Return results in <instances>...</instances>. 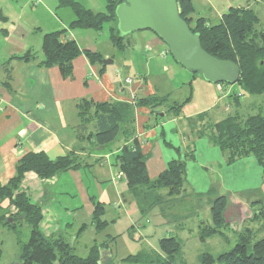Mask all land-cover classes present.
Here are the masks:
<instances>
[{
  "label": "crops",
  "instance_id": "crops-1",
  "mask_svg": "<svg viewBox=\"0 0 264 264\" xmlns=\"http://www.w3.org/2000/svg\"><path fill=\"white\" fill-rule=\"evenodd\" d=\"M190 1L195 10V18L218 23L231 8H254L263 0L254 3L249 0ZM60 8H66L60 7V0H0V185L5 186L10 182L16 175L19 161L30 153H44L51 160L76 153L85 158L88 166L50 180H42L34 173L26 175L23 188L32 202L41 206L43 211L55 201V207L59 209H79L91 205L93 212L91 198H96V195H93L91 188L94 185L99 188L100 203L106 206L114 199L111 204L115 209H124L126 238L123 244L126 241L134 246L145 244L144 249L138 247L135 253L141 250L159 251L161 239H156V235L158 228L166 224V219L171 221L169 230L163 229L165 234L184 233L188 235L187 242L194 241L191 235L202 242L199 239V226L207 221L199 217L200 204L203 203L204 195H212L216 190V183L208 179L209 167H216L220 172L224 170L223 178L229 182V189L235 186L240 175L242 178L248 174L245 178L250 179V173L233 170V163L228 162L226 154L209 137L198 136L196 125L190 121L204 112L185 116L181 112L176 116L160 109L159 114L164 116L156 118L147 108H135L136 139L147 157V170L152 180L165 171L169 162L182 160L190 152L194 154L193 158L186 161L185 190L181 195L164 199L161 205L143 217L142 206L137 199L141 191H136V197L114 165L116 150L121 148L122 142L115 143V152L109 154L94 148L93 139L90 138L94 123L84 128L81 126L79 105L83 100L95 103H133L137 98L151 95L169 96L168 93L156 94L153 86L148 83V77L160 67L168 73L175 67L168 60L167 47L150 32L140 38H132L134 45L129 49L132 53L122 55L123 64L114 66L115 55L104 54L92 45H82L83 40L92 38L96 31L70 30L69 26L76 16L67 8L71 12L64 10L63 17L58 13ZM44 16L48 23L42 21ZM61 30H67L62 37L63 42L74 40L81 49L100 53L103 60L113 59V65L105 66L103 61L93 64L82 55L73 61L71 77H65L60 67H42L45 61L44 36ZM26 54L34 59L30 62L15 59ZM144 59L145 69L137 68L136 62ZM162 61L165 64H161ZM126 79H130L131 83H127ZM205 121L218 123L211 122L208 114ZM252 158L255 159H239L236 165L241 163V166L247 168L259 166L256 159L254 161ZM257 179L263 181L262 176L258 175L255 181ZM162 195L166 196L167 191L164 190ZM191 198L197 201V205L190 207L191 211L187 208L185 212L181 206ZM177 210L180 211L175 212ZM106 216L111 222L110 226L117 227L120 220L108 219ZM229 228L231 230L232 226ZM111 238H115L110 243L111 249L103 250L105 262L114 259L112 245L122 239L120 236L108 235L102 240L110 242ZM193 244L196 245V242Z\"/></svg>",
  "mask_w": 264,
  "mask_h": 264
},
{
  "label": "trees",
  "instance_id": "trees-1",
  "mask_svg": "<svg viewBox=\"0 0 264 264\" xmlns=\"http://www.w3.org/2000/svg\"><path fill=\"white\" fill-rule=\"evenodd\" d=\"M122 2L123 0H106V13H95L85 8L78 0H60V7L70 8L76 16L69 26L70 30L90 29L100 32L105 25H110L111 41L117 51L122 53L127 45L125 37L119 35L115 14L117 6ZM179 8L181 17L189 24L192 32L200 35L205 51L220 60H230L239 65L240 80L236 84L242 91L251 95H263L264 26L257 12L250 7L231 8L218 23H208L205 18H195V10L190 0H179ZM66 32L67 30H61L44 36L45 61L41 64L42 67H60L65 77H71L73 61L82 55L93 64L102 63L103 56L100 53L83 50L74 40L63 42L62 37ZM167 53L170 54L169 51ZM15 59L30 62L34 57L26 54ZM233 94L237 111L215 124L205 121L207 113L196 116L195 120L190 122L196 125L199 137H209L213 144L226 154L229 163L254 157L262 169L264 179V110L254 114H241L239 109L244 93ZM190 100L191 98L186 101ZM183 107L184 104L173 102L171 96L159 95L137 98L133 103H95L83 100L79 105L81 126L84 128L94 123V131L90 137L93 139L94 148L109 154L115 152V143L122 142L121 148L116 150L114 165L119 176L127 181L128 187L135 192L136 197V191H141L137 199L142 206L143 217L151 213L154 207L161 205L164 199L181 195L185 190L186 161L193 158L194 154L190 152L182 160L169 162L165 171L152 180L147 170V157L136 139L134 110L147 108L159 118L160 109L179 116ZM79 160L76 153L55 160H51L44 153H30L19 161L16 175L10 182L5 186L0 185V226L12 231L16 236L18 255L15 264H115L112 259L109 262L101 261L102 251L111 249L110 243L115 238H111L110 242L95 241L89 248L88 255L81 257L76 253L75 247L78 236L70 238L62 232L46 234L41 229L43 209L32 202L23 188L28 173H34L42 180H50L63 173L78 171L88 166V162L83 165ZM164 190L167 191L166 196L162 195ZM91 202L94 207L92 224L99 234L106 230L111 222L106 219L104 205L94 197ZM229 204V198L225 195L210 202L211 223L206 222L199 226V239L202 242L225 235L224 230L228 228L226 212ZM257 205L261 207L257 209L259 212L255 213V222L260 220L259 228L264 231V206L260 201ZM84 229L85 227H82V231ZM257 232L246 229L237 233L236 245L231 250L216 256L209 252L203 253L198 257L199 264H264V236L257 238ZM184 246V242L177 236L164 237L159 241V251L143 250L126 257L122 262L186 264L183 256Z\"/></svg>",
  "mask_w": 264,
  "mask_h": 264
},
{
  "label": "rangeland",
  "instance_id": "rangeland-1",
  "mask_svg": "<svg viewBox=\"0 0 264 264\" xmlns=\"http://www.w3.org/2000/svg\"><path fill=\"white\" fill-rule=\"evenodd\" d=\"M85 8L92 10L95 13H106L107 12V3L106 0H78ZM254 0L252 3H254ZM257 14L261 18V22L264 26V0L259 5L254 6L253 8ZM64 10H68L67 8L58 9V13L64 17ZM71 12V11H70ZM44 23H48V19L46 16L42 18ZM100 32H95L92 35V38L85 39L82 42V45H92L95 48H98L100 52L104 54H109L111 56L115 55V64L114 66H119L123 64V59H121L122 55L132 53L129 49L134 45L132 38H140L139 36L143 34H149L150 31L137 32L130 35L125 36V44L127 47L123 51L124 53H120L113 46L110 35V25H105ZM152 32H150L151 34ZM92 43V44H91ZM166 46V45H165ZM167 47V46H166ZM168 50V47H167ZM169 51V50H168ZM168 60L172 62L175 69L171 70L170 73L166 72L162 67H160L157 71L152 72L151 77H148V83L153 86L156 94L168 93L171 96L172 101H176L177 103L184 104L182 113L185 115L193 114V113H207L209 115V119L211 122H219L227 117L230 113L237 111V108L234 105L235 97H233V93H244V96L241 98V108L239 111L243 115L254 114L259 112L261 109L264 110V94L263 95H251L247 94L239 87V85H229L225 86L222 84H211L202 79L201 75L195 74L191 71L186 70L181 65L177 64L173 59L171 54L167 55ZM161 61H159L160 63ZM145 59L136 62L137 68L145 69L144 67ZM161 64H165L163 61ZM227 94V97L225 96ZM228 96H231L228 98ZM226 99H223L225 98ZM191 98L190 101H186ZM186 101V102H185ZM197 116V115H196ZM201 125V124H199ZM196 133V132H195ZM206 137V136H204ZM79 161L86 165L85 158H81L79 156ZM253 159V158H252ZM255 161V159H253ZM240 161V160H238ZM235 161L232 164L233 170H237L239 173H243L245 171L250 173V179L246 180L245 176H249L248 174L245 176L241 175L237 178L235 186L230 187L229 182L224 177V170L221 172L216 167H209V181L216 183V190L212 193V195H204L203 203L200 204L201 210L199 212V217L201 219L206 220L211 223V206L210 202L214 201L218 196L225 195L229 198V210L226 212V222L228 223V228L224 230V236H215L213 238L208 239L206 242H199L198 239L195 240V236L191 235L190 237L194 239L193 242H187L188 239L187 234H165L163 229L170 228V221L165 220L163 227L158 228V234L156 235V239H162L164 237L169 236H177L180 239L182 238L185 244L184 250V260L186 264H199L198 256L209 252L213 255H220L222 253L228 252L236 245V235L237 233L244 231L246 229H251L257 232V238L264 236V231L259 228L258 223L260 220L255 222V213H258L259 210H254L261 207L258 206L257 203L262 202L264 206V181L258 180L255 181V178L259 175L262 176V169L259 166L247 168L245 166H241V163H236ZM256 163V162H255ZM85 179V178H84ZM264 180V179H263ZM255 181V182H254ZM92 193L96 195V199L98 200V191L99 188L96 186H92ZM232 189V190H231ZM233 191V192H232ZM92 195V196H93ZM210 201L208 202V200ZM193 202H192V201ZM187 199L183 205L182 209L186 212L187 208L191 211L190 207H196L197 201L191 198ZM114 199L104 207L106 214L108 215V219L112 220H120L117 227L108 226L106 230L99 233L96 231L95 227L92 224V215L93 212L91 210V205H87L84 208H56V203H51L45 211H43L44 219L41 223V229L48 235L54 233H64L65 236L75 237L78 236V240L76 241V253L85 257L88 255L89 248L94 244L95 241L99 243H103L102 240L104 237L107 238L108 235L111 236H120V241L118 243L115 242L113 246L114 249V263L115 264H128L122 262V258L127 256L136 255L135 250L140 247L141 249L145 248V244H138V246L131 245L129 241H126L125 245L123 244V239L126 238V229L123 224H125L124 218V209L121 210L115 209L114 205L111 204ZM117 203L118 200H115ZM116 203V204H117ZM201 203V202H200ZM7 205V202L4 203V206ZM119 205V204H118ZM195 209V208H194ZM250 209V212H249ZM14 210V209H13ZM177 210L175 212H179ZM252 211V212H251ZM170 214V212H169ZM107 219V216H106ZM168 224V225H167ZM70 226V227H68ZM229 226L231 228H229ZM82 227L85 229L82 231ZM66 231V232H65ZM103 236V238H102ZM69 238V239H70ZM102 238V239H101ZM117 239V238H116ZM0 264H15L18 255V246L15 234L4 228L2 225L0 226ZM113 241V240H112ZM115 241V240H114ZM196 242V245L193 243ZM143 251V250H141ZM55 264H59L55 262Z\"/></svg>",
  "mask_w": 264,
  "mask_h": 264
},
{
  "label": "water",
  "instance_id": "water-1",
  "mask_svg": "<svg viewBox=\"0 0 264 264\" xmlns=\"http://www.w3.org/2000/svg\"><path fill=\"white\" fill-rule=\"evenodd\" d=\"M115 14L121 37L143 31L152 32L168 47L177 64L199 73L208 83L235 85L240 80L238 64L220 60L203 49L200 35L193 33L181 17L179 0H123ZM113 63V59L103 60L105 66ZM101 261L105 262L103 251Z\"/></svg>",
  "mask_w": 264,
  "mask_h": 264
},
{
  "label": "built area",
  "instance_id": "built-area-1",
  "mask_svg": "<svg viewBox=\"0 0 264 264\" xmlns=\"http://www.w3.org/2000/svg\"><path fill=\"white\" fill-rule=\"evenodd\" d=\"M119 73V75H120V71L118 72ZM122 74V73H121ZM126 82L127 83H131V80L130 79H126Z\"/></svg>",
  "mask_w": 264,
  "mask_h": 264
}]
</instances>
